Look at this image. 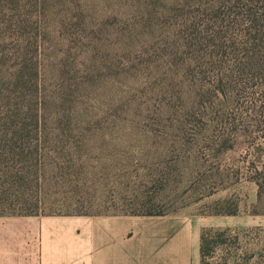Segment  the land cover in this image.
I'll return each mask as SVG.
<instances>
[{
	"label": "rangeland",
	"instance_id": "1",
	"mask_svg": "<svg viewBox=\"0 0 264 264\" xmlns=\"http://www.w3.org/2000/svg\"><path fill=\"white\" fill-rule=\"evenodd\" d=\"M177 1L39 0L45 213H164L118 216L227 230L204 264H264L250 172L264 151L241 135L227 151L197 149L184 136L161 51Z\"/></svg>",
	"mask_w": 264,
	"mask_h": 264
},
{
	"label": "trees",
	"instance_id": "2",
	"mask_svg": "<svg viewBox=\"0 0 264 264\" xmlns=\"http://www.w3.org/2000/svg\"><path fill=\"white\" fill-rule=\"evenodd\" d=\"M38 3L0 0V217L91 215L45 213L49 164L38 27H33ZM172 12L161 51L179 117L187 123L184 136L191 135L197 149L227 151L241 135V144L264 151V0H178ZM250 172L258 187L253 214L264 215L262 156L252 161ZM227 233L203 229L201 264L226 243Z\"/></svg>",
	"mask_w": 264,
	"mask_h": 264
},
{
	"label": "crops",
	"instance_id": "3",
	"mask_svg": "<svg viewBox=\"0 0 264 264\" xmlns=\"http://www.w3.org/2000/svg\"><path fill=\"white\" fill-rule=\"evenodd\" d=\"M202 227L164 217H0V264H200Z\"/></svg>",
	"mask_w": 264,
	"mask_h": 264
}]
</instances>
